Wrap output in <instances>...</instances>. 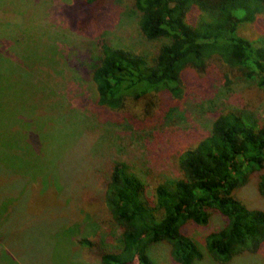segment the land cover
<instances>
[{"label": "rangeland", "instance_id": "obj_1", "mask_svg": "<svg viewBox=\"0 0 264 264\" xmlns=\"http://www.w3.org/2000/svg\"><path fill=\"white\" fill-rule=\"evenodd\" d=\"M88 9L84 0H0V52L21 89L0 95V264H101L121 236L103 201L114 163L131 167L150 197L182 176L179 157L211 134L218 116L264 121V89L244 83L218 56L185 70L180 99L163 92L130 99L121 111L100 106L92 71L101 44L151 58L163 41L143 36L133 0H103L95 21ZM198 15L194 9L188 21ZM239 33L260 40L264 15ZM258 183L251 178L236 196L264 210ZM224 221L217 214L207 227H184L203 249L195 264H264V244L227 263L209 255L206 237ZM151 256L176 264L166 242Z\"/></svg>", "mask_w": 264, "mask_h": 264}, {"label": "trees", "instance_id": "obj_2", "mask_svg": "<svg viewBox=\"0 0 264 264\" xmlns=\"http://www.w3.org/2000/svg\"><path fill=\"white\" fill-rule=\"evenodd\" d=\"M102 1L84 0L88 21L97 19ZM133 3L143 36L163 44L149 58L102 43L92 71L100 106L121 111L130 99L163 92L180 99L185 70H201L215 56L237 70L244 83L264 89V37L251 41L239 33L264 15V0ZM194 9L199 15L192 23L188 15ZM10 64L0 52V95L13 97L21 89L13 81L16 73ZM178 163L182 176L160 183L150 197L146 183L131 167L124 162L112 165L103 201L121 236L116 249L102 253L101 264H157L151 248L164 242L171 245L176 264H195L204 258L203 249L184 227L189 223L207 227L217 214L224 218V226L206 237V249L215 261L227 263L236 255L260 250L264 210L248 207L236 192L255 177L264 197V121L259 125L243 114L220 115L211 134L184 151Z\"/></svg>", "mask_w": 264, "mask_h": 264}, {"label": "crops", "instance_id": "obj_3", "mask_svg": "<svg viewBox=\"0 0 264 264\" xmlns=\"http://www.w3.org/2000/svg\"><path fill=\"white\" fill-rule=\"evenodd\" d=\"M18 252H19V250H18ZM20 253V252H19Z\"/></svg>", "mask_w": 264, "mask_h": 264}]
</instances>
